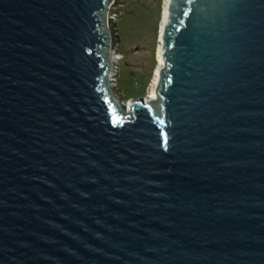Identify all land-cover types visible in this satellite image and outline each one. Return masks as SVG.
<instances>
[{
	"label": "water",
	"instance_id": "1",
	"mask_svg": "<svg viewBox=\"0 0 264 264\" xmlns=\"http://www.w3.org/2000/svg\"><path fill=\"white\" fill-rule=\"evenodd\" d=\"M112 1L0 0V264H264V0H172L128 108Z\"/></svg>",
	"mask_w": 264,
	"mask_h": 264
},
{
	"label": "rangeland",
	"instance_id": "2",
	"mask_svg": "<svg viewBox=\"0 0 264 264\" xmlns=\"http://www.w3.org/2000/svg\"><path fill=\"white\" fill-rule=\"evenodd\" d=\"M163 0H116L117 19L110 30L108 55H116L118 70L112 88L119 98L146 94L156 65L158 26ZM115 26V27H114ZM117 28V29H116Z\"/></svg>",
	"mask_w": 264,
	"mask_h": 264
},
{
	"label": "bare ground",
	"instance_id": "3",
	"mask_svg": "<svg viewBox=\"0 0 264 264\" xmlns=\"http://www.w3.org/2000/svg\"><path fill=\"white\" fill-rule=\"evenodd\" d=\"M172 0H163V4H162V9H161V13H160V20H159V26H158V44H157V48L155 51V58H156V65L153 68L152 71V78H151V83L149 85L146 86L145 88V99L149 100L150 102H154L157 99V87L159 84V80H160V71L163 68V66L165 65V61H164V57L162 54V28L165 24V22L168 20L169 18V7H170V3ZM110 69L109 71H113L115 70V68L113 67V63L114 61L116 62V56L115 54H111L110 53ZM108 71V77L110 74H113V72H109ZM110 93L113 95V100L114 102L118 105L119 101L121 100V98L119 97H115V93L114 90L110 91ZM114 93V94H113ZM117 98V99H116ZM124 99V98H123ZM131 97H128L126 99H124V103L126 105V107L128 108L131 104Z\"/></svg>",
	"mask_w": 264,
	"mask_h": 264
},
{
	"label": "built area",
	"instance_id": "4",
	"mask_svg": "<svg viewBox=\"0 0 264 264\" xmlns=\"http://www.w3.org/2000/svg\"><path fill=\"white\" fill-rule=\"evenodd\" d=\"M115 2H116V0H113V1L108 5L107 11H106V25H107V27H108L109 32H110V30H111V27H112L113 25H116L115 22H116V19H117V12H116V10H114V9H116L115 6H114V5H115ZM114 27H115V26H114ZM116 29H117V28H116ZM115 51H116V50L113 49V50H112V53L115 54V53H114ZM115 55H116V54H115ZM116 59H118V58H116ZM116 59H115V60H116ZM117 70H118V66H117V69H115V70H113V71H109L110 73L113 72V74H110V75H109V79H110L112 85H113V81H116V72H117Z\"/></svg>",
	"mask_w": 264,
	"mask_h": 264
}]
</instances>
